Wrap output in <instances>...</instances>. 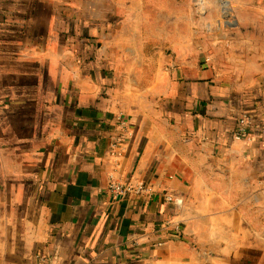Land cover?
<instances>
[{
  "label": "crops",
  "instance_id": "obj_1",
  "mask_svg": "<svg viewBox=\"0 0 264 264\" xmlns=\"http://www.w3.org/2000/svg\"><path fill=\"white\" fill-rule=\"evenodd\" d=\"M222 1L0 0V264H264V2Z\"/></svg>",
  "mask_w": 264,
  "mask_h": 264
},
{
  "label": "built area",
  "instance_id": "obj_2",
  "mask_svg": "<svg viewBox=\"0 0 264 264\" xmlns=\"http://www.w3.org/2000/svg\"><path fill=\"white\" fill-rule=\"evenodd\" d=\"M120 121L123 125L126 124L124 115H120ZM234 137L238 141H247L249 143H256L257 141L264 142V121H260L252 114H244L240 117L238 124L234 131ZM110 189L114 197L120 196L129 192L132 187L129 184L124 185L116 181L111 183ZM150 190L144 183H139L136 191L141 193ZM168 201H174V196L168 194L166 196Z\"/></svg>",
  "mask_w": 264,
  "mask_h": 264
},
{
  "label": "rangeland",
  "instance_id": "obj_3",
  "mask_svg": "<svg viewBox=\"0 0 264 264\" xmlns=\"http://www.w3.org/2000/svg\"><path fill=\"white\" fill-rule=\"evenodd\" d=\"M181 1V0H180ZM192 1V0H191ZM214 1H216V0H208V4H207V6L208 7H215V6H212V2L214 3ZM228 1L229 0H223L222 1V5L221 6H223V11H230V8L233 6V5H231V3L229 2L228 3ZM257 3H261V2H264V0H255ZM182 4V3H181ZM181 4H179V8H178V10L179 11H181ZM207 6H204V8L206 7V9H208V7ZM218 8H220V6L219 7H216L215 9H217V10H219ZM183 10V9H182ZM189 10H192V11H196V12H202V11H204V10H201V6L199 5V4H193V2H192V4H191V9H189ZM209 11V10H208ZM118 197V196H117Z\"/></svg>",
  "mask_w": 264,
  "mask_h": 264
}]
</instances>
